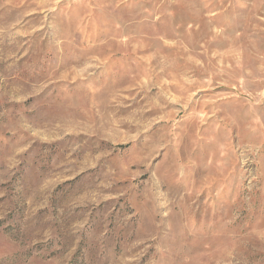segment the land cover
Segmentation results:
<instances>
[{
	"label": "rangeland",
	"instance_id": "obj_1",
	"mask_svg": "<svg viewBox=\"0 0 264 264\" xmlns=\"http://www.w3.org/2000/svg\"><path fill=\"white\" fill-rule=\"evenodd\" d=\"M0 264H264V0H0Z\"/></svg>",
	"mask_w": 264,
	"mask_h": 264
}]
</instances>
